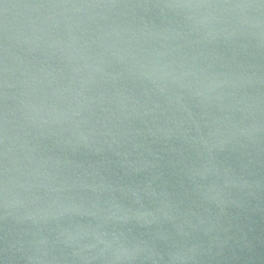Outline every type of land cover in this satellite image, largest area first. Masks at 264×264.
<instances>
[{"label": "water", "instance_id": "water-1", "mask_svg": "<svg viewBox=\"0 0 264 264\" xmlns=\"http://www.w3.org/2000/svg\"><path fill=\"white\" fill-rule=\"evenodd\" d=\"M0 264H264V0H0Z\"/></svg>", "mask_w": 264, "mask_h": 264}]
</instances>
